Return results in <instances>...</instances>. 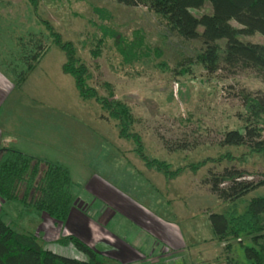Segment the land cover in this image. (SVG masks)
<instances>
[{"label":"rangeland","instance_id":"rangeland-1","mask_svg":"<svg viewBox=\"0 0 264 264\" xmlns=\"http://www.w3.org/2000/svg\"><path fill=\"white\" fill-rule=\"evenodd\" d=\"M26 1L11 0L0 8L7 50L5 34L12 38L28 30L44 31L37 14L48 20L76 46L90 72L88 84L105 96L108 90L102 83L110 84L113 98L130 107L135 119L130 128L141 136L148 157L171 169L225 153L235 159L208 162L196 172L186 168L172 179L148 169L134 151V142L119 136L117 121L94 99L79 96L73 78L62 72L64 52L49 42L38 67L0 102V146L67 166L73 210L57 222L58 233L56 220L46 213L30 209L19 214L0 199L5 222L66 256L83 255L71 244L58 242L72 233L116 264L224 263V243L214 238L208 216H228L232 204L213 194L204 179L209 169L221 172L229 167L243 169L249 179L264 177L262 152L220 144L225 131L243 126L245 109L238 93L264 92V81L251 72L207 73L197 61L200 44L144 6L115 0H40L36 14ZM94 8L105 10L108 17L100 19ZM208 11L206 5L195 13ZM102 22L118 36L101 41ZM231 24L240 27L235 20ZM241 38L264 42L259 33ZM13 60L10 64L21 68L22 62ZM8 63L0 58V70ZM170 142L186 148L171 151L166 147ZM263 195L264 186L250 191L235 202L237 211ZM244 241L248 243L249 236ZM229 242L231 255L245 262L238 242Z\"/></svg>","mask_w":264,"mask_h":264},{"label":"trees","instance_id":"trees-1","mask_svg":"<svg viewBox=\"0 0 264 264\" xmlns=\"http://www.w3.org/2000/svg\"><path fill=\"white\" fill-rule=\"evenodd\" d=\"M27 1L37 14L40 0ZM115 1L125 6H144L155 14L166 17L170 27L187 40L198 42L200 57L197 61L207 73L224 72L235 75L251 72L264 81V42L241 38L255 33L264 37V0ZM206 5L209 6L208 12L195 13ZM94 11L100 19L108 17L103 9L94 8ZM37 19L44 31L30 32L24 41L22 38L18 39V46L10 45L9 51H12V55L6 56L4 60L9 63L2 71L15 87L22 86L34 64L48 47V43L52 42L64 52L62 72L73 78L79 96L83 100L94 99L109 118L117 121L119 136L134 142V151L148 169H155L163 173L165 178L172 179L186 168L196 172L208 162L235 159L230 153H225L216 158L207 157L171 169L168 163L148 157L144 152L141 136L130 128L135 120L130 107L113 98V88L110 84L102 83L108 90L106 96L89 85V69L77 55L74 43L64 40L62 34L48 20L38 14ZM231 20H235L240 27L232 25ZM98 27L102 34L101 41L118 36L103 22ZM10 58L14 59L13 61H21V68L10 64ZM238 95L245 109L243 126L241 129L225 131L220 144L246 146L264 155V92L253 94L241 90ZM166 147L171 151H178L185 149L186 144L170 142ZM204 182L221 201L232 204L228 216L216 212H211L208 216L214 238L224 243L226 255L223 262L264 264V195L251 198L243 212H238L235 205L242 196L264 186V177L249 179L243 169L229 167L221 172L209 169V175ZM0 199L12 204L19 214L32 209L46 213L55 219L56 223L65 221L75 200L70 170L58 161L33 156L10 146H0ZM248 236L250 241L247 243L244 238ZM229 240L238 242L245 262H240L231 255L232 243ZM58 242L63 245L71 244L84 258L62 255L42 246L35 234L15 231L5 222L0 212V264H116L77 235L62 236Z\"/></svg>","mask_w":264,"mask_h":264},{"label":"crops","instance_id":"crops-1","mask_svg":"<svg viewBox=\"0 0 264 264\" xmlns=\"http://www.w3.org/2000/svg\"><path fill=\"white\" fill-rule=\"evenodd\" d=\"M11 3V0H0V8L1 7H3V6H6V5H8V4H10ZM26 3H28V1H26ZM29 4V3H28ZM30 5V4H29ZM3 24V23H2ZM2 24H1V21H0V58H1V60H6V56H8V55H10V54H12V53H10L11 51H8L7 50V48H6V45H5V41H6V39L5 38H3V36H2V32H3V30H2ZM4 25V24H3ZM9 29H11V27H7V29L6 30H9ZM9 32H11L12 34H13V31H9ZM31 31L30 30H28L27 31V33H23V34H21V35H19L18 37H9V36H7L6 34H5V36L7 37V39L10 41V45H14V46H18L17 45V42H18V39H23V41L25 40V36L26 37H28L29 36V33H30ZM7 34H8V32H6ZM10 33V34H11ZM3 34H4V32H3ZM3 45H4V47H3ZM14 51H15V49H14ZM40 60V59H39ZM39 61H37L35 64H34V66H33V70L36 68V67H38V63ZM32 70V71H33ZM15 86H14V84H13V82L9 79V77L5 74V73H3V71L2 70H0V102L3 100V97L8 93V92H10L13 88H14ZM92 190H93V186L92 187H90ZM95 191V190H94ZM72 210H73V208H72ZM72 210H71V213L70 214H72ZM74 214H76L75 212L73 213V215ZM70 216V215H69ZM54 222V221H53ZM56 223V222H55ZM54 224V223H53ZM172 224V223H171ZM55 228L58 230V233H60V230H61V225H58L57 223H56V225H55ZM170 230H171V234H174V232H173V229H172V227L170 228ZM63 231V230H62ZM173 232V233H172ZM62 233V232H61ZM70 234H72V233H70ZM61 235H63V233L61 234ZM168 238H172V235H169L168 236ZM62 246H70V245H62ZM75 257H77V258H80V259H83L84 258V256L83 255H77V256H75ZM127 263H129V262H127Z\"/></svg>","mask_w":264,"mask_h":264},{"label":"water","instance_id":"water-1","mask_svg":"<svg viewBox=\"0 0 264 264\" xmlns=\"http://www.w3.org/2000/svg\"><path fill=\"white\" fill-rule=\"evenodd\" d=\"M221 264H227V263H221Z\"/></svg>","mask_w":264,"mask_h":264}]
</instances>
